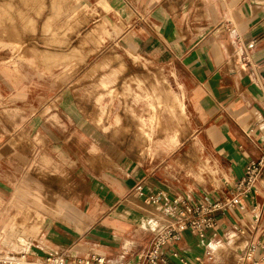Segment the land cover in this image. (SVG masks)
Returning <instances> with one entry per match:
<instances>
[{"label":"crops","instance_id":"0c3cea01","mask_svg":"<svg viewBox=\"0 0 264 264\" xmlns=\"http://www.w3.org/2000/svg\"><path fill=\"white\" fill-rule=\"evenodd\" d=\"M98 3L118 12L116 17L132 20L134 32L125 36L132 49L159 63H174L183 70L190 85L192 108L203 123L211 122L205 133L217 149V155L227 163L229 177L220 195L214 192L183 195L194 200L203 195L223 197L243 177L246 165L257 158L259 145L264 140V0H99ZM50 26L47 24L48 28ZM230 31L240 36L243 44L253 43L249 65L241 64L235 58ZM106 33L105 27L99 25L95 41L101 43ZM57 58L47 56L46 59L51 60L50 65L54 66L59 61ZM107 63L106 58L99 66L108 67ZM106 79L105 74L89 91L99 109L98 115L109 107L102 103L107 95L99 87L107 82ZM181 100L186 129L184 136L175 145L167 141L166 146L171 149H163L161 153L173 151L192 129L183 98ZM67 117L71 121L66 123L67 126L93 138L94 143L89 150L93 157L102 160L109 156L111 150H123L117 149V141L110 138L107 129L95 122L97 117L94 122L100 128L97 129L99 132L81 119L77 120L72 113H67ZM34 134L37 141L50 140L39 126L35 127ZM105 145L108 148L103 150ZM193 146L202 147L198 137H194ZM12 148L11 141L2 145L0 158L11 155ZM128 156L134 157L140 165L146 161L133 153ZM70 158L79 162L74 155ZM208 163L205 157L197 158L195 163L189 164L188 174L198 182L204 183L209 177L215 183L214 169ZM29 168L52 173L59 170V164L40 154ZM116 168V171L86 178L84 164L82 171L73 174L82 192L79 211L85 228H77L71 219L76 215V206L61 198L47 205L43 191L40 193L28 177L16 183L10 182L12 191L8 185L0 183V207L4 197H8L3 214H0V234L5 245L13 249L24 247L25 252L22 253L27 254L29 260L55 256L71 261L98 254L105 258V264L133 262L136 254L150 247L163 223L168 222L160 207L146 206L135 195L134 187L142 184L146 193L162 194L163 203L178 195L149 182L132 163ZM59 172L67 177V172ZM258 201H263L261 195ZM10 209L14 210L12 214H8ZM28 211L36 212L43 220L36 224L31 216L27 219ZM241 223L243 226L254 224L246 214L241 220L234 210L225 211L218 217L216 228L207 232L204 239H198L187 231L178 242L163 248L161 253L172 263L175 262L172 252H178L189 261L201 258L204 264H228L231 261L228 260L229 255H217V250L220 245L229 243L235 233L231 230L242 233ZM250 232L248 242L250 239L259 241L262 246L259 255L263 256L264 208L257 226ZM226 237L227 242L224 243L222 240ZM208 253L212 255V261L207 260Z\"/></svg>","mask_w":264,"mask_h":264},{"label":"rangeland","instance_id":"374dc122","mask_svg":"<svg viewBox=\"0 0 264 264\" xmlns=\"http://www.w3.org/2000/svg\"><path fill=\"white\" fill-rule=\"evenodd\" d=\"M98 1L0 0V148L9 141L14 145L11 155L0 158V183L10 187V182L28 177L39 192L43 191L47 205L64 199L76 206V215L82 214V192L73 174L82 171L84 164L86 178L132 163L149 182L172 195H220L225 180L229 181L228 165L217 155L205 133L211 122L203 123L192 108L190 85L183 70L174 63H159L132 49L130 41L125 40L127 34L134 32L132 20L116 17L118 12L106 9ZM99 25L108 32L101 43L95 41ZM47 56L58 57L59 61L51 66ZM106 58L108 67L99 66ZM105 74L107 82L99 87L107 95L102 103L109 107L98 115L99 109L89 91ZM181 98L192 129L173 151L161 153L171 149L166 146L167 141L175 145L184 136ZM67 113L74 114L94 131L100 130L97 122L117 141V149L123 150H111L102 160L93 157L89 152L93 138L67 126L71 122ZM37 126L45 131L49 141L35 139ZM194 137L199 138L202 147L193 146ZM106 148L108 145L103 150ZM125 152L146 161L140 165ZM40 154L57 161L59 170L67 172V177L59 170L43 173L29 168ZM71 155L79 162L71 160ZM202 157L214 169L213 179L217 183L209 177L204 183L198 182L188 174L189 164ZM7 200L4 197L0 214ZM252 204L256 206L254 200ZM13 212L10 209L8 214ZM76 215L70 216L74 222ZM237 215L242 220L243 214ZM26 217L36 224L43 220L36 212L28 211ZM241 227L242 233L231 230L235 233L229 243L217 250V255H229L228 264H237L248 243L250 226L241 223ZM227 237L222 240L224 243ZM24 249L6 246L0 234V250L6 254L16 257Z\"/></svg>","mask_w":264,"mask_h":264},{"label":"built area","instance_id":"2783aa9c","mask_svg":"<svg viewBox=\"0 0 264 264\" xmlns=\"http://www.w3.org/2000/svg\"><path fill=\"white\" fill-rule=\"evenodd\" d=\"M231 43L235 47V58L244 65H249V51L253 43L243 44L240 36L230 31ZM135 195L142 200L146 206L160 207L161 212L168 218L162 228L154 236L150 247L138 254L130 264H204L201 258L189 261L172 252L171 256L175 262H168L164 259L161 251L163 248L178 242L184 232H190L198 239H204L207 232L217 226L218 217L225 211L234 210L238 214H244L250 203L254 224L249 225L251 230L257 226L261 212L264 208V140L259 145V155L250 161L244 170L243 177L238 179L232 188L225 192L223 197L214 198L210 195H203L199 199H192L189 196L178 195L169 202L163 203V195L146 193L142 184L133 189ZM263 201H258V196ZM253 200L256 206L252 204ZM257 212V213H256ZM75 225L77 228H85L82 221V214L76 215ZM262 248L259 241L250 239L240 254L237 264H264V255H259ZM207 260L212 261V255L207 254ZM0 264H105L102 255L93 254L89 258H78L71 261L60 257L49 256L38 260H29L27 254L19 253L16 257L6 254L0 250Z\"/></svg>","mask_w":264,"mask_h":264},{"label":"bare ground","instance_id":"6f19581e","mask_svg":"<svg viewBox=\"0 0 264 264\" xmlns=\"http://www.w3.org/2000/svg\"><path fill=\"white\" fill-rule=\"evenodd\" d=\"M173 143V142H172ZM251 212V211H250ZM249 211H246L244 214H246L247 215V217L248 218H250V220H251V222L252 223H254V221H253V214H252V212L250 213ZM257 213V212H256ZM1 233V232H0ZM25 252V251H24ZM238 261V260H237Z\"/></svg>","mask_w":264,"mask_h":264}]
</instances>
